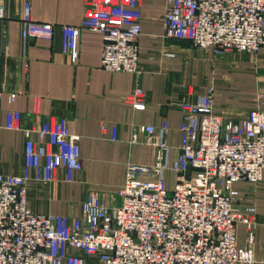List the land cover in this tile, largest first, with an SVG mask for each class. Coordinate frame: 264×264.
I'll return each instance as SVG.
<instances>
[{
  "label": "built area",
  "instance_id": "1",
  "mask_svg": "<svg viewBox=\"0 0 264 264\" xmlns=\"http://www.w3.org/2000/svg\"><path fill=\"white\" fill-rule=\"evenodd\" d=\"M164 37L186 40L218 53L258 55L264 48V0H167ZM6 4L0 0V59ZM140 0H85L80 26H63L61 51L72 64L79 60L82 30L103 37L101 68L109 73L140 74L142 36ZM24 56L33 38L52 41L55 26L37 22L31 3L22 18ZM0 88V105L4 101ZM16 95L8 102L13 105ZM264 105V95L259 100ZM125 102L145 110L143 90L136 87ZM180 143L168 141L170 125L142 128L140 141L155 149L152 165L129 163L119 188V204L87 194L78 217L36 212L29 206V186L57 180L74 183L83 171L80 137L69 122L45 116L39 127L23 128L22 114L6 112L5 128L26 138L24 171H0V264H256L255 206L242 210L238 182L263 181L264 111L253 109L241 121L215 113L213 94L183 101ZM107 131L106 124L102 126ZM117 127L112 140H117ZM43 136L39 142L33 136ZM248 229L240 246L237 224Z\"/></svg>",
  "mask_w": 264,
  "mask_h": 264
},
{
  "label": "crops",
  "instance_id": "2",
  "mask_svg": "<svg viewBox=\"0 0 264 264\" xmlns=\"http://www.w3.org/2000/svg\"><path fill=\"white\" fill-rule=\"evenodd\" d=\"M6 17L2 22L0 88V171L21 175L24 171L26 138L22 131L5 128L6 112L22 114L23 128L39 127L45 116L68 120L72 135L80 137L83 171L74 183L57 180L30 184L29 206L52 215H81L87 194L95 193L109 204L114 203L125 182L129 163L152 165L156 153L143 142L133 143L134 134L143 141L142 128L170 125L168 141L180 143L179 127L184 112L183 101L212 91L214 110L224 119L241 121L253 109L264 111V48L258 55L238 52L218 53L214 49L194 47L186 40L164 37L167 0H140L142 36L139 40L140 74L109 73L101 68L103 37L82 30L79 60L72 64L61 51L62 27L80 26L85 0H3ZM30 2L37 22L55 26L52 41L28 40L26 55L22 41V18ZM139 87L145 94L147 108L135 110L126 96ZM16 95L13 105L9 94ZM103 124L108 127L103 131ZM117 127V140L112 128ZM39 142L43 136H33ZM235 187L243 197L238 207L255 206L256 264H264V173L263 181L253 186L238 182ZM119 199V198H118ZM240 246L248 241V229L237 224ZM86 264H102L91 257Z\"/></svg>",
  "mask_w": 264,
  "mask_h": 264
},
{
  "label": "rangeland",
  "instance_id": "3",
  "mask_svg": "<svg viewBox=\"0 0 264 264\" xmlns=\"http://www.w3.org/2000/svg\"><path fill=\"white\" fill-rule=\"evenodd\" d=\"M119 197L116 198V200L114 201L115 203L114 204H119L120 203V198L118 199ZM81 213H82V210H81Z\"/></svg>",
  "mask_w": 264,
  "mask_h": 264
}]
</instances>
